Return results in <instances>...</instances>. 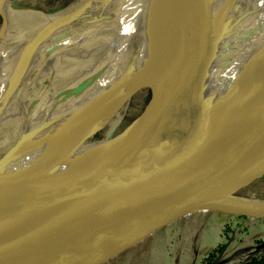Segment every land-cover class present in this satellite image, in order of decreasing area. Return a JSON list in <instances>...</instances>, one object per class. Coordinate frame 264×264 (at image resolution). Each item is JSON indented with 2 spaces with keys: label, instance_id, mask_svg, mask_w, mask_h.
Returning <instances> with one entry per match:
<instances>
[{
  "label": "bare ground",
  "instance_id": "6f19581e",
  "mask_svg": "<svg viewBox=\"0 0 264 264\" xmlns=\"http://www.w3.org/2000/svg\"><path fill=\"white\" fill-rule=\"evenodd\" d=\"M48 16L20 26L9 17L0 28V119L22 114L13 138L19 146L4 160L0 156L1 233L71 226L127 159L146 166L143 187L161 186L177 159L239 113L250 89L264 80V0H82L71 13L52 21ZM13 35L29 49L8 44ZM53 52L68 56L58 77L62 87L34 90L27 109L21 99L44 75L46 67L36 68ZM169 65L178 75L181 69L197 74L193 83L183 72L191 82L178 93L179 105L164 111L165 103L145 115L129 152L136 131L119 146H109L108 135L91 141L149 69ZM195 106L201 113H190ZM219 111L228 114L214 118ZM230 197L264 203L237 191ZM61 202L67 203L63 212Z\"/></svg>",
  "mask_w": 264,
  "mask_h": 264
},
{
  "label": "water",
  "instance_id": "95a60500",
  "mask_svg": "<svg viewBox=\"0 0 264 264\" xmlns=\"http://www.w3.org/2000/svg\"><path fill=\"white\" fill-rule=\"evenodd\" d=\"M3 24L4 17L1 27ZM189 80L186 83L193 77ZM139 87L142 85L133 91ZM174 88L163 89L168 90L164 111L171 109L180 84ZM151 96L152 92L146 104ZM201 110L195 106L190 113L196 115ZM225 113L219 111L213 117L222 120L228 114ZM208 117L212 120V116L204 113V120ZM191 126L187 124V130ZM141 130L129 140L128 152ZM19 144L17 140L4 152L3 160ZM146 169L139 159H127L116 167L91 208L71 226L39 225L29 233L15 236L0 232V264H99L182 214L197 209L264 217V203L230 197L264 174V80L250 89L239 113L207 133L177 159L161 186L141 185ZM66 206L67 203L58 210L63 212Z\"/></svg>",
  "mask_w": 264,
  "mask_h": 264
},
{
  "label": "rangeland",
  "instance_id": "374dc122",
  "mask_svg": "<svg viewBox=\"0 0 264 264\" xmlns=\"http://www.w3.org/2000/svg\"><path fill=\"white\" fill-rule=\"evenodd\" d=\"M81 3L82 0H9L0 6V27L3 17L4 23L8 21L9 12H11L12 23L20 26L27 19L32 23L34 21L41 23V17L48 15L52 21L59 14L75 11ZM256 6V1L251 4L252 8H256ZM62 22L61 18L58 24ZM8 34L9 31L4 35L7 37ZM16 36L18 35H13L9 43L7 40V43L17 46V48L21 47L19 49H29V43H17ZM57 44L59 43H53L50 46H54L52 48L55 49ZM66 57L68 56L60 52H53L52 55L44 57V61L38 65L36 71L42 70L43 67L47 69L44 70V75L42 74V77L33 83L24 94L21 99L22 105L27 109L31 108L34 104V90L44 88L48 93L60 91L62 85H60L58 77L65 68ZM181 70L184 75H192L193 79L197 77L194 72L187 71L185 73V69ZM175 72L176 66L173 65L149 69L138 83V86L142 85V87L130 92L131 94L117 116L104 128L97 130L98 132L95 131L91 141L97 142L108 135L111 138L109 146L121 145L127 136L138 130L139 123L145 115L154 112V110H161L167 103L168 90H163L164 88L175 89L174 87L180 84V90L174 95L173 103L169 108L179 105L181 101L178 98V93L186 85V81L183 79V72H180L179 75ZM69 79L71 80V78ZM181 84L184 86L181 87ZM206 86L203 87L206 88ZM151 92V99L146 104ZM21 121L22 114L20 112L11 117L0 119V156L4 154L10 144L15 142L13 138H16L20 133ZM31 126L30 124L29 128ZM126 128L128 129L125 130ZM237 193L264 198V174L240 187ZM64 204L65 202H61L58 207H62ZM262 252H264V217L252 218L216 209H197L182 214L99 264H240L251 255H259ZM209 253L211 254L210 261L206 257Z\"/></svg>",
  "mask_w": 264,
  "mask_h": 264
},
{
  "label": "trees",
  "instance_id": "16d2710c",
  "mask_svg": "<svg viewBox=\"0 0 264 264\" xmlns=\"http://www.w3.org/2000/svg\"><path fill=\"white\" fill-rule=\"evenodd\" d=\"M206 257L210 261L211 254L210 253L207 254ZM263 263H264V252H262L259 255L258 254L251 255L248 259H246L240 264H263Z\"/></svg>",
  "mask_w": 264,
  "mask_h": 264
}]
</instances>
